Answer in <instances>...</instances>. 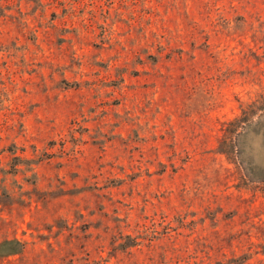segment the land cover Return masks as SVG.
I'll return each mask as SVG.
<instances>
[{
	"label": "rangeland",
	"instance_id": "1",
	"mask_svg": "<svg viewBox=\"0 0 264 264\" xmlns=\"http://www.w3.org/2000/svg\"><path fill=\"white\" fill-rule=\"evenodd\" d=\"M0 264H264V0H0Z\"/></svg>",
	"mask_w": 264,
	"mask_h": 264
}]
</instances>
